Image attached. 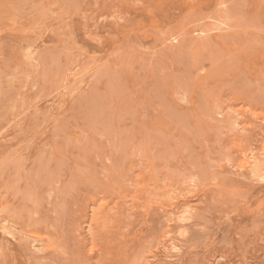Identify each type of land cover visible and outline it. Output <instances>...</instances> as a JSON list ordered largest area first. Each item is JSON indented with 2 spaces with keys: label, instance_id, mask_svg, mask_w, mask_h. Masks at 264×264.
<instances>
[{
  "label": "rangeland",
  "instance_id": "obj_1",
  "mask_svg": "<svg viewBox=\"0 0 264 264\" xmlns=\"http://www.w3.org/2000/svg\"><path fill=\"white\" fill-rule=\"evenodd\" d=\"M0 264H264V0H0Z\"/></svg>",
  "mask_w": 264,
  "mask_h": 264
},
{
  "label": "bare ground",
  "instance_id": "obj_2",
  "mask_svg": "<svg viewBox=\"0 0 264 264\" xmlns=\"http://www.w3.org/2000/svg\"><path fill=\"white\" fill-rule=\"evenodd\" d=\"M27 51H29V50H27ZM255 171H257V170H255Z\"/></svg>",
  "mask_w": 264,
  "mask_h": 264
}]
</instances>
